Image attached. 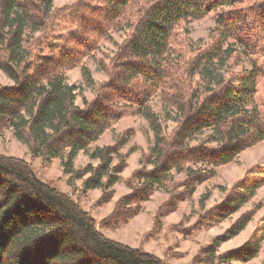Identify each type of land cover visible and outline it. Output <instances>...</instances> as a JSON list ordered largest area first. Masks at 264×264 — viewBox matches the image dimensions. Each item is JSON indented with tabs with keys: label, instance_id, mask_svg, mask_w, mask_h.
<instances>
[{
	"label": "trees",
	"instance_id": "1",
	"mask_svg": "<svg viewBox=\"0 0 264 264\" xmlns=\"http://www.w3.org/2000/svg\"><path fill=\"white\" fill-rule=\"evenodd\" d=\"M53 3L0 0V71L13 82L0 86V134L11 131L44 167L61 158L72 188L81 180V193L99 189L102 203L126 168L122 149L133 131L117 136L112 146L90 151V145L122 119L142 117L153 136L151 145L126 181L129 192L102 219V227L126 224L163 190L168 199L156 213L157 228L161 217L214 176V169L264 142V111L256 100L258 81L264 78V0ZM217 10L208 41L189 40L188 25ZM122 33L108 62H98L105 79L96 82L86 60ZM78 67L92 91L82 106L76 105L78 87L66 77ZM154 100L160 101L158 112ZM167 123L174 125L169 134ZM79 152L99 163L75 170ZM173 174L184 178L175 182ZM263 186L264 167L250 168L218 204L199 215L193 230L238 213ZM251 217L243 214L214 238L198 263L245 264L255 258L264 218L260 230L240 247L218 253ZM0 264L163 263L107 239L78 203L42 183L24 160L0 155Z\"/></svg>",
	"mask_w": 264,
	"mask_h": 264
},
{
	"label": "rangeland",
	"instance_id": "2",
	"mask_svg": "<svg viewBox=\"0 0 264 264\" xmlns=\"http://www.w3.org/2000/svg\"><path fill=\"white\" fill-rule=\"evenodd\" d=\"M71 2L73 0H54L53 4L60 7ZM218 13L219 10L213 11L201 20L192 21L187 27L189 40L195 43L208 41L213 29L214 18ZM123 36H125L123 33L115 34L112 42H103L101 50L95 54V57L86 60L84 65L91 71L96 82L105 79L104 74L98 71V62L101 60L108 62L109 57L116 49L115 44L120 43ZM66 77L68 84L78 87L76 105L82 106L84 100L91 99L92 91L85 86L79 67L68 72ZM12 84L13 82L0 71V86H11ZM256 100L258 106L264 111V78L258 81ZM152 108L158 112L160 101L154 100ZM165 127V133L169 134L174 125L167 123ZM126 130L133 131L129 141L122 149V153L127 155L126 168L121 174L120 181L113 187L110 198L102 203L99 201L102 194L101 190H90L82 194L81 180H76L74 188H72L69 184V177L62 171L61 158H54L49 166L44 167L40 158L31 157L27 147L14 139L11 131H3L0 134V155L24 160L42 183L69 196L78 203L81 209L94 220L96 229L107 239L151 254L159 258L163 264H199L196 259L200 261L201 250L207 247L214 238L224 234L245 213H252L251 221L239 235L220 245L218 253L240 247L255 232L260 230L264 218V186L257 190L255 196L238 213L225 221L200 230H193L192 227L199 219V215L218 204L223 195L250 168L254 166L264 167V142L242 152L235 162L214 169V176L199 185L192 197L186 202L180 203L176 211L161 217L158 221L160 225L157 228L153 229L156 213L168 199L163 190L156 191L150 201L141 205V211L130 218L126 224L120 225L116 229L102 227L100 225L102 219L107 217L112 212L116 202L129 192L126 181L140 167V159L148 153L153 136L142 117H128L119 121L111 130L106 131L98 141L90 145V151L112 146L116 137ZM194 144L195 142L191 143V145ZM132 149L135 150L130 152ZM87 164L96 165L97 161H92L83 152H79L74 161L75 170H79ZM192 169L198 170L200 168L192 166ZM172 176L175 182L182 181L184 178V174H173ZM203 198V205H201L199 201ZM182 229L193 231L189 230V234L181 233ZM150 232H152L151 235H149ZM260 245L256 257L245 264H264V235Z\"/></svg>",
	"mask_w": 264,
	"mask_h": 264
},
{
	"label": "clouds",
	"instance_id": "3",
	"mask_svg": "<svg viewBox=\"0 0 264 264\" xmlns=\"http://www.w3.org/2000/svg\"><path fill=\"white\" fill-rule=\"evenodd\" d=\"M97 163H99V162H97Z\"/></svg>",
	"mask_w": 264,
	"mask_h": 264
}]
</instances>
